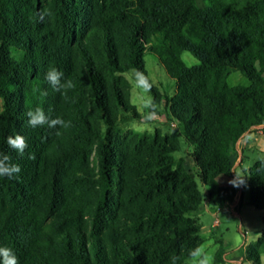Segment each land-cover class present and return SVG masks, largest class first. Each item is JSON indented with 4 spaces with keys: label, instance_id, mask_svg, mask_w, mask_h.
<instances>
[{
    "label": "trees",
    "instance_id": "trees-1",
    "mask_svg": "<svg viewBox=\"0 0 264 264\" xmlns=\"http://www.w3.org/2000/svg\"><path fill=\"white\" fill-rule=\"evenodd\" d=\"M185 52L198 62L187 64ZM147 53L182 89L173 115L195 147L206 196L185 161L176 164L178 132L120 129L121 115L135 110L125 74L134 63L146 75ZM49 68L74 82L67 97L49 85ZM234 72L243 79L232 84ZM37 107L72 126L32 128L27 114ZM262 125L264 0H0V152L21 168L0 177V247L19 264H170L173 255L185 264L206 242L194 214L205 200L233 202L240 186L218 179L234 176L237 143ZM16 135L27 141L23 156L7 144ZM262 162L243 168L242 193L247 185L264 211ZM42 190L48 200L38 210ZM69 200L79 219L61 222ZM217 244L215 264L226 252ZM247 259L260 264L253 247Z\"/></svg>",
    "mask_w": 264,
    "mask_h": 264
},
{
    "label": "rangeland",
    "instance_id": "rangeland-1",
    "mask_svg": "<svg viewBox=\"0 0 264 264\" xmlns=\"http://www.w3.org/2000/svg\"><path fill=\"white\" fill-rule=\"evenodd\" d=\"M183 59L189 65L197 63V59L190 53H183ZM141 65L146 70V75L158 94L154 95V91L141 90L136 83L137 69L134 63L125 74L130 83L129 100L130 104L135 108L133 113L122 114L120 118V129L123 133L135 130L143 133H154L161 130L164 134L176 133L180 134L181 150L174 154L176 164L182 159L185 161L187 170L193 171L197 175V181L203 193L209 191V188L202 183L198 176V171L194 163L193 153L195 147L191 145L185 137L183 126L174 117L173 113L177 107L178 100L183 97V92L176 81L171 79L165 68L158 61L157 57L151 53H147ZM243 79L240 72H234L230 81L232 84ZM169 99V106L165 108L166 98ZM261 131H254L259 142L257 147L245 151V160L243 168L249 170L254 162L264 158V125ZM254 132H251L254 133ZM263 132V133H262ZM261 133V134H259ZM254 134V135H255ZM241 152V146L238 147ZM62 151L59 148L50 151L49 161L59 155ZM48 164V163H47ZM239 162L237 161L234 168ZM94 166L93 159L82 170L89 171ZM240 173L241 170L239 169ZM245 178V175H242ZM48 192L40 191L38 195L37 209H42L47 204ZM68 206L62 212L60 221H77L79 219L78 204L69 200ZM234 210V212H233ZM202 225V236L206 242L202 247L213 257L215 264V255L218 245L217 240H222L226 251L232 258L244 259L243 264H256L247 259V251L249 247L256 249L259 259L264 256V247L257 248V243L264 233V211L258 210L251 205L249 198V190L246 185L243 199L238 207L229 208V205L223 207L221 211L214 206L203 208L198 214H194ZM219 220V224L214 226L215 220ZM217 236V237H213ZM261 264V259H260Z\"/></svg>",
    "mask_w": 264,
    "mask_h": 264
},
{
    "label": "clouds",
    "instance_id": "clouds-1",
    "mask_svg": "<svg viewBox=\"0 0 264 264\" xmlns=\"http://www.w3.org/2000/svg\"><path fill=\"white\" fill-rule=\"evenodd\" d=\"M51 13L47 10H42L39 14L40 22L46 23V17H50ZM64 73L56 68H49L46 73V80L54 91L60 92L63 96L67 97L68 92L75 88V84L71 79H63ZM137 86L147 92L150 91L152 84L148 77L139 71L136 74ZM35 91V90H34ZM28 124L32 128L42 127L47 125L49 128L56 129H68L72 126L71 121H66L61 117L50 118L43 108L37 107L33 111L28 112ZM59 135V131L56 133ZM7 144L19 155L23 156L25 150L28 147L26 139L22 135H16L15 137L9 136L7 138ZM35 154H29V159H35ZM261 169H264V162L261 164ZM21 171L18 164L11 162L9 155L0 152V177L13 178L16 177ZM188 258L185 264H213V257L202 247L197 246L188 251ZM261 264H264V256L261 258ZM180 260L179 256L173 255L170 257V264H178ZM0 264H19V261L11 248L0 247Z\"/></svg>",
    "mask_w": 264,
    "mask_h": 264
},
{
    "label": "crops",
    "instance_id": "crops-1",
    "mask_svg": "<svg viewBox=\"0 0 264 264\" xmlns=\"http://www.w3.org/2000/svg\"><path fill=\"white\" fill-rule=\"evenodd\" d=\"M263 133V132H262ZM254 133H249V134H245L241 140L239 141V144L241 146V152H243V154H245V151L253 149L257 146H259L257 142H259V140L256 137V134ZM261 134V133H259ZM245 160V155L243 156V162ZM243 162L242 164H237L236 168H234V176L232 177H220L219 183L221 185H226V186H231L232 184L236 183L238 184L239 190L237 191L233 202H231L229 204V208H233V207H238L239 203L242 201L243 199V193H242V175H243ZM239 169L241 170V173L239 171ZM205 196L208 194V191L206 193H204ZM207 206H211L208 200H205L204 204L201 206L200 211L203 208H206ZM199 211V212H200ZM219 224V220L216 219L214 222V226H217ZM213 237H217V236H213ZM218 241V240H217ZM217 241L215 242L217 244ZM222 241V240H221ZM224 244V243H223ZM218 245V244H217ZM225 246V245H224ZM219 247V245H218ZM217 247V249H218ZM217 251V250H216ZM244 260V259H243ZM243 260L242 259H236V258H232L230 256V254L226 251L224 256H223V262L219 263V264H243Z\"/></svg>",
    "mask_w": 264,
    "mask_h": 264
},
{
    "label": "built area",
    "instance_id": "built-area-1",
    "mask_svg": "<svg viewBox=\"0 0 264 264\" xmlns=\"http://www.w3.org/2000/svg\"><path fill=\"white\" fill-rule=\"evenodd\" d=\"M261 129H263V127L257 126V127H254L251 132H254L256 130L261 131ZM246 134H249V133H246ZM238 147H239V142L236 145V152H237V161L240 163L241 159H242V152H239ZM222 209H223L222 207L218 208L219 211H221ZM233 212H234V210H233Z\"/></svg>",
    "mask_w": 264,
    "mask_h": 264
}]
</instances>
